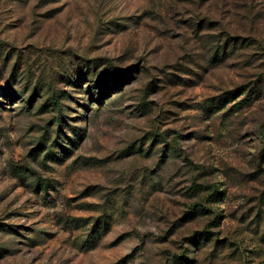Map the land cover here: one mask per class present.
I'll return each mask as SVG.
<instances>
[{"label": "rangeland", "instance_id": "1", "mask_svg": "<svg viewBox=\"0 0 264 264\" xmlns=\"http://www.w3.org/2000/svg\"><path fill=\"white\" fill-rule=\"evenodd\" d=\"M0 264H264V0H0Z\"/></svg>", "mask_w": 264, "mask_h": 264}, {"label": "trees", "instance_id": "2", "mask_svg": "<svg viewBox=\"0 0 264 264\" xmlns=\"http://www.w3.org/2000/svg\"><path fill=\"white\" fill-rule=\"evenodd\" d=\"M216 193V192H215ZM216 195V194H215ZM212 197V196H211ZM212 199V198H211ZM192 209H194V211H197L198 209L201 211L202 209L199 207V205H194L192 207ZM220 222H219V217H216V220L213 222V224L211 226H219ZM213 234L211 232L205 231L202 233H197L194 237L191 238V241H193L196 245L199 244L202 239H204L206 242H211L213 240ZM216 242H218V240H216ZM182 259V258H181ZM185 262H190L186 259Z\"/></svg>", "mask_w": 264, "mask_h": 264}]
</instances>
